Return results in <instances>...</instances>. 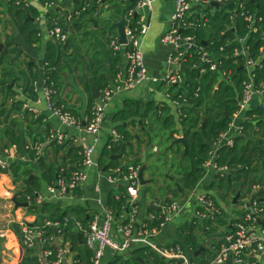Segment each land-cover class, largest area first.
I'll return each instance as SVG.
<instances>
[{
    "label": "trees",
    "instance_id": "obj_1",
    "mask_svg": "<svg viewBox=\"0 0 264 264\" xmlns=\"http://www.w3.org/2000/svg\"><path fill=\"white\" fill-rule=\"evenodd\" d=\"M9 6L14 24L20 33L27 37L29 43H41L38 36L39 29L33 23L32 18L39 13L38 8L33 5H27L21 2L16 4V0H3ZM44 6L48 2H58V0H39ZM72 0L62 1V6H71ZM76 6L80 4V0L74 2ZM61 5L55 7L48 12L50 21L59 16ZM137 1L126 0L124 3L115 4L113 8L118 16L124 18L126 11L136 7ZM243 6V8L241 7ZM104 9L101 8V11ZM255 14L262 18L258 22L259 31L257 33L250 32L248 23L242 16L243 12ZM93 10L84 13L80 18L76 19L69 29L82 30L80 21L87 16L93 17ZM204 18L195 13L194 21L199 23L198 27L182 29L183 36L195 38L199 47H204V51L211 54V57L220 62L219 70L212 71L210 66L201 60V49L191 48L187 55L184 66L188 69L183 72V82L179 86L171 87L169 90L170 97L179 104L180 115L177 117L171 109L165 105L157 106L155 103H143L133 99H126L125 106L114 115V122L117 125L119 139H110L101 151L98 162L101 170L107 167V170L122 167L124 175L128 173L130 167H142L147 165L146 171L150 173V180L161 179L165 173H171L175 169L176 174H171L175 180H168L173 185H169L172 196L179 197L183 193L195 190L205 178L206 162L211 158L216 144L221 140L222 136L227 133L234 119V115L240 110V102L243 99L244 83L248 80V71L245 68L247 58L243 55H235L236 49H241L238 41L239 38H245V45L250 51V56L259 63L253 70L254 84L257 88H261L264 84V0H222L218 7L209 6L202 11ZM91 18V17H90ZM92 19H89L91 21ZM126 22V21H125ZM136 21L132 20L131 25H135ZM206 41L207 46L202 42ZM71 42L66 41H49L46 46L45 53V73L46 85L54 89V101L57 107L64 106L58 99L57 93L61 88V75L67 69L66 63L77 61L75 54L69 53ZM4 61L9 62L5 55V50L0 51V68L4 66ZM95 65L88 68L89 73L94 74ZM226 72L227 76L223 77ZM20 75L24 72L21 71ZM0 88L6 92L5 103L7 98L14 96L16 93L13 89H9V85L15 79L14 73L6 68L0 70ZM32 80L38 78L37 72H30ZM20 79V77H19ZM102 82H96L99 90L104 89L110 83L108 77L103 75ZM89 86V85H88ZM25 92L37 99L38 95L34 93L35 87L31 85L30 80L25 82ZM90 106L87 116L90 117L96 100L91 96ZM22 105V101L16 103ZM65 107V106H64ZM17 107H14V110ZM13 111L3 109L0 112V123L6 124V135L9 136L10 144L20 146L21 139L16 135L14 130L17 119L12 117ZM70 110V109H68ZM71 111V110H70ZM72 112V111H71ZM73 113V112H72ZM74 114V113H73ZM75 115V114H74ZM45 117L41 116L34 121L44 122ZM142 122L144 135L143 138H137L129 130V123L138 126ZM206 121L205 126H203ZM148 122V123H147ZM128 123V126H125ZM176 135H182L189 144L188 153H185L183 144L170 147L171 143L176 139ZM41 139L40 141H42ZM39 141V142H40ZM136 141L139 149L145 143L154 149V146L161 150V146L165 145V152L156 156L148 152L147 157H140L135 154L133 142ZM233 146L226 144L221 145L217 151L216 163L219 167L227 166L229 172L225 174H217V177L208 190H216L217 196L211 195L214 199L219 213L208 218H194L190 223L185 224L179 229L180 239L176 240V244H180L191 261L199 264H208L216 260L221 253L225 244V239L235 232L236 224L245 222L247 210L238 212V218L230 220L229 211L222 206L221 202L228 200V204L232 205L233 198L237 193L243 196L246 192L250 198L247 204L260 207L261 222L264 227V202L261 192L258 189V172L257 163L261 160L264 162V106L260 105L256 109L245 111V119L241 124V130L233 138ZM9 146L4 143L3 152ZM56 154L64 152L63 156H59L54 162H47L44 157H38L35 150L25 149L23 154H27L29 158L36 160L40 174L37 175L36 168L30 163L22 161H14L5 167L0 166V174L9 175L15 183L20 187L15 193V199L19 204H28L26 210L28 213L36 216V222L26 224L25 226L34 231H42L44 236H55L56 230H60L64 243H69L72 249L78 247L82 232L77 227V222L82 223L87 228L92 219L88 214L87 208L82 206L69 205L65 206L62 200H46L37 203V198L43 190V183L48 186L55 184L58 179L63 176L67 179L71 177L73 172L82 168L83 147L75 146L71 142L64 145L55 144ZM180 154L189 159L187 167L178 166L176 156ZM117 155L118 159L113 160L111 157ZM65 156L70 160L66 161ZM130 157V161H124V157ZM134 156V157H133ZM179 175V177H177ZM170 177V176H169ZM166 182V181H165ZM178 182L182 188V192L175 186ZM257 187V189H256ZM119 193L112 192L108 196L107 205L114 213L117 221L125 222L124 217L132 212L130 197L124 185L118 187ZM72 193L80 196L79 188ZM168 197V196H167ZM167 197H165L167 199ZM241 198V197H240ZM135 205L139 206L137 202ZM203 212H207L202 209ZM150 212L158 213L159 211L151 208ZM66 219L69 220L65 225ZM163 221L157 217L153 221L152 226H158ZM50 224H59L54 226ZM14 231H21L22 227L13 224ZM224 232V237L220 235ZM209 243V246L206 245ZM37 241L33 247H25V256L20 264H46L42 261V256L37 253ZM47 245H44L46 248ZM205 249L199 256H194L199 249ZM56 249L55 246H52ZM191 250V251H190ZM130 258L123 261L117 259L120 264H170L156 251L149 247H133L130 251ZM88 259L90 260L92 252L88 250ZM152 257L153 261H150ZM76 258H78L76 256ZM54 257H49L47 261L52 264ZM116 263V261H114Z\"/></svg>",
    "mask_w": 264,
    "mask_h": 264
},
{
    "label": "crops",
    "instance_id": "obj_2",
    "mask_svg": "<svg viewBox=\"0 0 264 264\" xmlns=\"http://www.w3.org/2000/svg\"><path fill=\"white\" fill-rule=\"evenodd\" d=\"M75 1L77 0L71 1V6H76L74 3ZM132 1L138 2L139 0ZM29 4L37 7L39 11L38 15L32 18L33 23L36 24L39 29L38 36L41 39V43L39 44L29 43L27 37L20 33L19 29H17L14 24L11 14L9 13V6L6 2L0 0V44L4 45L0 51H4L7 48L12 49L13 52L10 56V63L14 62L16 59H19L18 65L14 68L10 67L9 64H7V61H4L3 67L14 73L15 79L11 81L9 89H13V92L16 94L14 96L12 95L8 97L7 102L5 103L6 92H3L0 88V112L3 109H7V111H13L14 107H17L14 110L12 117L17 119L14 124V130L16 135L21 139L20 142L21 146L23 147V149H21L20 146L17 145L20 151L19 155H15L12 151L7 152V149L10 148L12 144H10V141L8 140L9 136L6 135V124L0 123V162H4L5 165H9L16 160L22 161L24 163H30L36 168L34 175H39L40 169H38L36 160L29 158L27 154H23L21 151L25 150V146L33 145L34 143L39 142L41 139L44 140L45 136L53 129H60L66 133L69 136V141L75 146L93 144L96 141V138L87 135L76 128L62 125L60 120L47 110L46 100L43 97V88L46 79L44 59L47 43L52 40L48 37L47 29L45 28L43 19L44 16H48V12L44 9V6L40 4L39 0H31L29 1ZM61 4L63 3L61 2ZM114 5L115 4L107 5L105 8L106 11L110 12L113 9H111V7ZM174 10L175 4L173 0H154L153 10L148 13L146 12L148 15V25L150 28L148 34L143 37L141 41L151 79L143 86H140L134 90L122 91L111 103L106 115L102 133L98 137L97 150L95 154L96 159L100 157L101 151L106 146L108 141L113 139L112 131H117L116 128L118 125L116 122H114V115L119 110L124 108V101L126 99L141 101L145 104L155 103L157 106L165 105V107L168 106L171 109L174 115L177 117L180 115L178 113L179 107L177 103L170 97L169 94L171 87L165 81V77L169 68L168 58L173 50V47L172 45L165 44L162 38L169 29L170 18L174 13ZM103 16L104 13L101 11L98 15L93 14V17L87 16L81 20L79 22L82 28V30L79 32L80 36L76 35V33H78V31L76 32V29L73 31L72 29L70 30L68 28V39L72 45L69 53L75 54L78 60L71 62V64L68 62L66 63L67 69L62 72L60 82L61 88L57 95L59 101H61L67 109H70L78 118L82 120H85L88 117L87 113L91 103L90 98L91 96L93 97L90 79H92L96 85V82H102L101 77L106 75L108 77L109 83L115 84L119 75H121L122 79L125 78L128 66L126 48L120 46V48L116 49L113 47L111 42L113 39H119L118 28L114 24L119 22L122 19V16H118L116 13H114V17L111 19V26L116 29V33L113 37H110L108 33L105 34L106 24H101L99 19ZM89 19L92 20L89 21ZM3 23H5V28L3 27ZM125 25L126 22L124 21V26ZM10 28L12 29V32H10ZM3 29H5V35H1ZM71 32H75V34ZM3 38L4 40L2 41ZM11 57H13V59H11ZM91 65H95L94 71H97L95 75L89 73L88 71V68ZM2 68H0L1 71ZM31 70L32 72H37L38 74V78L34 81L30 76ZM21 71H23V74L25 75H20ZM1 78L2 74L0 75V79ZM27 80H30L31 85L35 87L34 93L38 95L37 99L29 96V94L25 92L24 85ZM99 91L101 92V90ZM20 101H22L23 104L18 106L16 103ZM261 102L262 96L257 94L254 95L252 101L247 107V110L258 108L261 105ZM27 105H29L31 108H36L41 111V116L45 117L43 123L34 121V119H36L35 114L26 108ZM0 119L2 120L3 117H0ZM244 119L245 113H241L238 117L234 118L232 127L230 129L231 134L236 131V128L242 124ZM125 126H128V123H125ZM128 130L136 136V139L140 138L141 135V138L147 141L141 121L138 126H133L129 123ZM180 136L182 135H176V137ZM4 143H6L9 147L3 152ZM54 145L55 144L52 143L48 146H44L39 156L44 157L47 162H54L59 156L66 154L64 152H60L57 155ZM133 146L135 154L139 155L140 157H147L148 152H151L152 154L159 152V148L157 146H154V149H151L149 146H145V143L141 145V149H139L136 141L133 142ZM23 155L26 157V160L22 159ZM65 160L68 161L70 158L65 156ZM130 160L131 158L129 157L128 161ZM257 166L258 172L256 176L259 180L257 186L261 192L262 200L264 202V162L260 160L257 163ZM109 171L110 170L107 169L106 171L102 170V173L99 174L95 168L88 170L87 181L84 183V185L79 187V192L81 195L78 196L75 193H70L66 197L59 200H62L65 206L78 205L87 208L88 214L91 215L93 219L95 215L99 214V200H102L107 204L110 193H119V189L116 188L109 180ZM216 177V170L214 168L209 169L208 172H206L202 183L199 185V190L201 192L209 191L207 187L215 181ZM145 178L150 180L149 172H145ZM19 187L20 185L15 183L9 175L0 174V264H20L22 262L25 256V246L23 244V239L18 235V233L24 232L26 224H32L36 222V216L28 213L26 210L27 206H22L21 204L17 205V201H14L15 193ZM47 187L48 185L44 182L43 190L41 192V195L45 198L44 201L55 200L49 195ZM207 193L217 196L216 190H211ZM244 193L245 194L243 196H240L241 198H239L237 204H234L232 201V205H229L227 203L229 199L226 200L227 202H221L222 206H224L229 211L228 217L230 220L237 219V213L243 211L244 205L246 202H249L250 198L247 196L248 194H246L245 191ZM169 195H172L170 191H168V194H166L164 198ZM139 201L140 197L138 196L137 202ZM154 203L155 201L153 200L151 203H146L144 206H141L140 204L139 214L137 217L138 224H141L147 219L151 208L154 206ZM125 218H127V215L124 217V219ZM176 221H173L172 223L174 224ZM15 223L22 227L21 231H14L12 229V225ZM169 224L161 231L158 236H155L151 239L153 244L159 247L164 245H172L171 243L176 244V240L180 239L179 229H181L184 225L178 226ZM55 232L56 234L53 236L54 241L52 242V246L58 248L65 245L63 237L60 235V230H56ZM222 234H224V232ZM220 237L223 238L224 236L220 235ZM79 240V245L75 249H72L71 245L69 244L71 252L66 255L63 264H71L73 261H80L82 264H91L92 256L89 260L88 250L92 252V255L93 250L87 245L86 239L82 235L81 239ZM36 241L37 253L39 256L44 257V245L38 239H36ZM206 245L209 246V243H206ZM135 247H143V245L137 244ZM112 255L113 251L108 249L103 264H120V262H122L121 260L118 262L117 260H114L116 261V263H114V261L111 260L113 257ZM76 256L78 258H76ZM152 259L153 258L150 257L149 260L153 261ZM44 263L49 264L47 260H45ZM253 263L264 264V252H251L248 255L247 264ZM147 264L152 263L148 262ZM222 264L235 263L230 259Z\"/></svg>",
    "mask_w": 264,
    "mask_h": 264
},
{
    "label": "built area",
    "instance_id": "obj_3",
    "mask_svg": "<svg viewBox=\"0 0 264 264\" xmlns=\"http://www.w3.org/2000/svg\"><path fill=\"white\" fill-rule=\"evenodd\" d=\"M29 1L31 0H16V4L20 5L21 2H25L29 5ZM124 1L126 0H80L78 6L71 7L62 6L61 0H58V2H48L44 5V9L47 10V12L61 5L59 16L53 19V21H50L49 16H47L48 18L44 16L43 20L48 37L53 41H66L68 40L69 26L84 13L93 10V14L98 15L101 12V8L105 9L107 5L112 4H122ZM173 1L175 10L170 18L169 29L162 37L165 44L172 45L173 47L168 58L169 68L165 77V81L170 87L182 84L184 79L182 66L191 48L201 49V60L208 64L212 71L219 70L221 66V63L215 61L209 52L203 50L204 47L198 46L195 38L183 36L181 31L182 29L198 27L199 23L194 21V14L197 13L200 18H204L202 11L209 6L215 7L213 3L217 2L220 4L222 0ZM153 3L154 0H139L136 7L126 11L123 19L126 21L125 33L127 43L125 45H120L118 39H113L111 41L113 47L116 49L120 48V46L126 48L128 66L125 78L122 79L121 75H119L115 84H109L101 90L90 117L82 120L66 107H57L54 101V89L46 85L45 79L43 97L46 100L47 110L57 117L62 125L76 128L96 138L93 144L82 146V168L73 172L70 178L67 179L61 176L55 184L47 187V191L52 198L62 199L84 185L88 179V170L95 168L99 174L102 173L98 159L95 158V154L98 137L102 133L111 103L122 91L134 90L150 81L151 77L146 64L141 40L149 32L150 27L148 25L147 13L153 10ZM241 7L243 8L242 5ZM242 16L248 23L250 32L257 33L260 29L258 22L262 21V18L246 11L243 12ZM132 20L136 21L135 25H131ZM238 41L241 45V49H236L235 55H243L247 58L245 68L248 71V80L244 83V94L240 102V110L234 115V118L238 117L241 113H245L248 105L256 94L262 96L261 105L264 106V84L261 88H257L254 84L255 75L253 74V70L259 62L251 58L250 51L245 45L246 39L239 38ZM225 76H227L226 72L223 73V77ZM177 105L179 107L178 103ZM26 108L32 111L36 118L42 115L41 111L36 108H31L29 105H27ZM178 113L180 114L179 111ZM240 130L241 125L236 128L233 134H231L229 130L222 136L221 140L216 144L211 158L205 164L206 172L211 168H214L217 174L229 172L227 166L219 167L217 165V151L223 144L233 146V138ZM112 137L114 140L119 139V134L116 130L112 131ZM67 142L70 141L66 133L60 129H53L45 136L43 141L34 143L33 145H27L25 149L35 150L37 152L36 154L39 156L44 146H48L52 143L64 145ZM10 148L7 149V152L12 151L15 155L20 154L17 145H12ZM22 159L26 160V157L23 155ZM0 166L5 167L6 165L4 162H0ZM127 171L128 173L126 175H124L122 167H116L109 171L110 182L116 188L124 185L130 197L132 212L127 215L125 222L116 221L114 213L110 210L108 205L102 200H99V214L95 215L88 227L84 228L80 222L76 224L78 229L82 232L83 237L86 239L87 245L93 250L91 264H103L108 249L113 251L112 261L120 258L125 261L130 257V251L137 244L152 248V250L156 251L164 259H167L170 264H199L191 261L180 244L159 247L153 244L151 239L158 236L169 223L176 221L178 217L185 212L192 211L193 218L197 217L201 219L218 214L220 211L212 196L208 193L201 192L198 186L191 192L186 194L183 193L182 196H168L167 199L157 200L153 204V208L159 211V216L158 213L150 212L147 219L141 224H138L137 217L140 208L135 204L138 200L139 186L141 185L139 180L140 167H130ZM44 200V196L39 195L37 203L40 204ZM202 209L207 212H203ZM245 209L248 211L245 222L236 224L235 232L225 239V244L218 258L208 264H222L230 259L235 264H247L248 254L251 252H264V227H262L261 222L262 210L260 207H257L256 204L251 206L246 204ZM157 217L163 219V221L160 223L159 227L152 226L151 224H153V221H155ZM68 222L69 220L66 219L65 225H67ZM48 225L59 226L57 223H48ZM24 234L23 244L25 247H33L36 243V239L41 241L43 245H47L44 250L42 261L47 260L49 257H54L52 264H63L66 255L71 252L69 243L53 249L52 242L54 241V237L44 236L42 231H34L26 226L24 228ZM71 264L82 263L80 261H73Z\"/></svg>",
    "mask_w": 264,
    "mask_h": 264
},
{
    "label": "rangeland",
    "instance_id": "obj_4",
    "mask_svg": "<svg viewBox=\"0 0 264 264\" xmlns=\"http://www.w3.org/2000/svg\"><path fill=\"white\" fill-rule=\"evenodd\" d=\"M40 4H41V2H40ZM102 13H104V16L100 17L99 19H100L101 24H103V25H104V23L106 24L105 34L108 33V35L110 37H113L114 34L116 33V29L111 26V23H112L111 19L114 17L115 11L112 9L109 12V11H106V9H104L102 11ZM4 24L5 23H3V27L5 28ZM10 32H12V29L10 30ZM79 32L80 31H78V33H76L77 36H80ZM71 33H73V32H71ZM73 34H75V32ZM1 35H5V29H3ZM3 40H4V38L2 39V41ZM12 52L13 51H12L11 48L5 49V55H6V57L8 59H10V56L12 55L11 54ZM11 59H13V57H11ZM18 62H19V59H16L14 62H11V63L7 62V64H9L10 67L14 68V67H16L18 65ZM164 152H165V145L161 146V150L158 153H155V155L158 156L160 154H163ZM176 163H177L178 166L187 167L189 165V159L186 158V157L181 156L180 154H178L176 156ZM175 169H177V167ZM175 169H173L171 171V173H165L164 177H161V179L160 178L159 179H155V181L151 180L147 185H140L139 186L140 201L138 202L139 205L141 204V206H144L146 203H151L153 200L157 201V200L165 199L164 196L166 194H168V191H170V190H167L166 186L169 187V185H171V186L173 185V182L170 183L168 180H170V177L172 176L171 174H176ZM177 177H179V175H177ZM210 191L211 190L205 191V192L207 193V192H210ZM208 194L210 195V193H208ZM171 196L172 195H169V197H171ZM180 196H182V194ZM246 204H247V202H246ZM245 205H244V209H245ZM193 219H194L193 218V212L192 211H188V212H185L183 215H180L178 217L177 221L174 222V224L172 223V224H169V225H178V226L179 225H185L187 223H190ZM171 244H173V243H171ZM160 245H162V244H160Z\"/></svg>",
    "mask_w": 264,
    "mask_h": 264
},
{
    "label": "water",
    "instance_id": "obj_5",
    "mask_svg": "<svg viewBox=\"0 0 264 264\" xmlns=\"http://www.w3.org/2000/svg\"><path fill=\"white\" fill-rule=\"evenodd\" d=\"M213 5L215 7H218L219 6V3L214 2ZM114 25L118 28V33H119L118 43L120 45H125L127 43V38H126V33H125L124 19L122 18L119 22L115 23ZM202 44L205 45V46H207V42L206 41L202 42ZM3 47H4V45L3 44H0V49L3 48ZM187 69H188V67L182 66V71L183 72H185ZM90 81H91V86H92L93 97L95 99H98L99 96H100V91L97 88V86L94 84L93 80L90 79ZM205 123H206V121H204L203 126H205ZM53 144H55V143H53ZM178 144H183L184 145V147H185V153L187 154L188 153L189 144L186 141V139L184 138V136L176 137V139L171 143L170 147L172 148L174 145H178ZM111 158L113 160H115V159H118V156L117 155H113ZM124 160L125 161H128V158L127 157H124ZM146 168H147V165H143L140 168L139 180H140L141 185H147L151 181V180H148V179L145 178ZM106 169L107 168L105 167L103 170L106 171ZM170 179L172 181L175 180L173 177H170ZM175 186L179 189L180 192H182V188H181V186H180V184L178 182H175ZM240 196H241V193H237V195L233 198V203L234 204H237L238 203V200H239ZM14 201L16 202V199L15 198H14ZM16 204L17 205H20L17 202H16ZM21 205L22 206H28V204H21ZM18 235L22 239H24V237H25L24 232H19ZM221 236H224V234H221ZM79 238L81 239V235H79ZM203 250H204V247H202L201 249H199L195 253V256H198Z\"/></svg>",
    "mask_w": 264,
    "mask_h": 264
}]
</instances>
